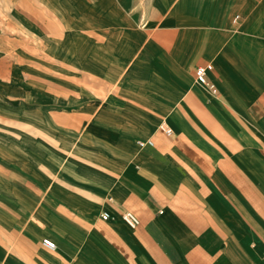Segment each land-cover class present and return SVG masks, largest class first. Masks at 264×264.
Here are the masks:
<instances>
[{
	"label": "crops",
	"instance_id": "0c3cea01",
	"mask_svg": "<svg viewBox=\"0 0 264 264\" xmlns=\"http://www.w3.org/2000/svg\"><path fill=\"white\" fill-rule=\"evenodd\" d=\"M0 264H264V0H0Z\"/></svg>",
	"mask_w": 264,
	"mask_h": 264
},
{
	"label": "built area",
	"instance_id": "2783aa9c",
	"mask_svg": "<svg viewBox=\"0 0 264 264\" xmlns=\"http://www.w3.org/2000/svg\"><path fill=\"white\" fill-rule=\"evenodd\" d=\"M213 65L211 63H205V64H201L195 67L194 70V80L195 83L204 87H207L211 92L215 93L217 91L216 86L209 81L208 79V73L212 70ZM165 133L170 135L171 134V129L169 128H165L164 129ZM150 141H148L149 143ZM144 143L141 141H138V145H143ZM103 218L107 217L106 213L102 214ZM124 219L130 224V225H135L137 223L136 218L130 214V213H125L123 215ZM42 244L47 248V249H54L55 248V243L48 239V238H44L42 240Z\"/></svg>",
	"mask_w": 264,
	"mask_h": 264
},
{
	"label": "rangeland",
	"instance_id": "374dc122",
	"mask_svg": "<svg viewBox=\"0 0 264 264\" xmlns=\"http://www.w3.org/2000/svg\"><path fill=\"white\" fill-rule=\"evenodd\" d=\"M237 14L238 13H233V15L230 17V20L235 21L238 18Z\"/></svg>",
	"mask_w": 264,
	"mask_h": 264
}]
</instances>
